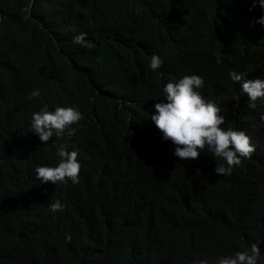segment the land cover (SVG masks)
Returning a JSON list of instances; mask_svg holds the SVG:
<instances>
[{
	"label": "trees",
	"instance_id": "trees-1",
	"mask_svg": "<svg viewBox=\"0 0 264 264\" xmlns=\"http://www.w3.org/2000/svg\"><path fill=\"white\" fill-rule=\"evenodd\" d=\"M250 7L0 0V264H217L253 243L264 264V102L249 107L229 77L264 80L261 10ZM81 33L90 48L73 42ZM194 74L221 127L255 146L230 175L215 174L227 165L207 147L177 158L150 119L166 84ZM44 106L75 107L82 119L42 144L31 117ZM58 144L78 151L79 183L36 179V167L58 166ZM56 201L62 211L50 210Z\"/></svg>",
	"mask_w": 264,
	"mask_h": 264
},
{
	"label": "clouds",
	"instance_id": "clouds-1",
	"mask_svg": "<svg viewBox=\"0 0 264 264\" xmlns=\"http://www.w3.org/2000/svg\"><path fill=\"white\" fill-rule=\"evenodd\" d=\"M261 10L258 19L253 23L264 28V0H251V12L255 8ZM83 47H91L86 41V34L81 33L73 41ZM162 61L159 57L151 58L150 68L155 71L160 68ZM230 79L239 83L242 92L247 95L249 107L254 108L256 101L264 102V80L255 78L245 79V73L229 72ZM204 80L199 75H185L177 82H169L163 89L165 99L155 103V114L150 116L151 121L162 133V139L170 141L174 146V155L180 160H196L207 147L215 157L222 158L227 167L216 166V175H230L235 166L242 163V158H251L255 146L250 137L240 130L222 125L225 118L221 115L222 109L215 103L206 101L199 89L204 87ZM41 95L39 90H34L27 97L31 100ZM82 119V114L75 107H56L49 111L44 106L40 111L32 114L31 129L39 137L42 144H47L53 135L60 137L71 125L77 124ZM74 134L73 131L68 132ZM56 155L60 158L58 166H38L35 168V177L41 183L56 184L57 182L79 183L81 164L78 161V151L66 150V146L58 144ZM50 210L62 211L63 205L56 201L49 205ZM70 240V237H67ZM260 256L258 244H251L243 251H236L233 255L221 256L217 264H257ZM199 264H206L201 260Z\"/></svg>",
	"mask_w": 264,
	"mask_h": 264
}]
</instances>
